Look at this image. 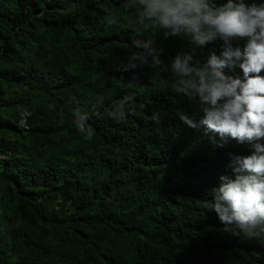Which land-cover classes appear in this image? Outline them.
<instances>
[{
  "label": "trees",
  "instance_id": "16d2710c",
  "mask_svg": "<svg viewBox=\"0 0 264 264\" xmlns=\"http://www.w3.org/2000/svg\"><path fill=\"white\" fill-rule=\"evenodd\" d=\"M138 14L127 0H0V264H264V238L225 232L205 207L228 153L251 145L186 125L203 113L170 72L121 68L135 39L165 63L205 62L219 43Z\"/></svg>",
  "mask_w": 264,
  "mask_h": 264
},
{
  "label": "clouds",
  "instance_id": "9594fccd",
  "mask_svg": "<svg viewBox=\"0 0 264 264\" xmlns=\"http://www.w3.org/2000/svg\"><path fill=\"white\" fill-rule=\"evenodd\" d=\"M138 8V22H151L165 37H180L195 46L219 43L205 62L192 53H176L165 63L160 53L139 39L134 51L122 63L123 71L147 66L170 72L176 91L195 100L202 110L199 119L183 114L189 127L214 133L221 141L229 138L249 143L248 155L228 153L230 174L206 195L205 207L216 213L223 230L248 239L264 238V0H127ZM110 23L114 22L109 20ZM243 41L241 46L240 42ZM239 69V73H237ZM126 101L121 103L124 106ZM114 120V113L107 112ZM120 120H126L121 114ZM74 126L92 140L95 130L89 113L76 111ZM151 119L160 120L157 113Z\"/></svg>",
  "mask_w": 264,
  "mask_h": 264
},
{
  "label": "built area",
  "instance_id": "2783aa9c",
  "mask_svg": "<svg viewBox=\"0 0 264 264\" xmlns=\"http://www.w3.org/2000/svg\"><path fill=\"white\" fill-rule=\"evenodd\" d=\"M25 116H26V113L23 112V113H22V117H23V118H22V120H21V123H22V124H24V122H25Z\"/></svg>",
  "mask_w": 264,
  "mask_h": 264
}]
</instances>
